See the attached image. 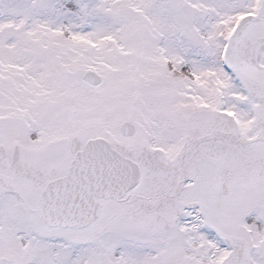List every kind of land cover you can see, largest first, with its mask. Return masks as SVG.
<instances>
[{"label": "snow or ice", "instance_id": "snow-or-ice-1", "mask_svg": "<svg viewBox=\"0 0 264 264\" xmlns=\"http://www.w3.org/2000/svg\"><path fill=\"white\" fill-rule=\"evenodd\" d=\"M0 264H264V0H0Z\"/></svg>", "mask_w": 264, "mask_h": 264}]
</instances>
